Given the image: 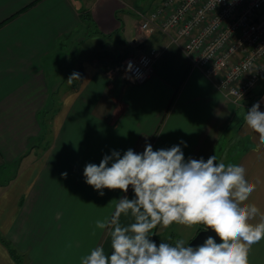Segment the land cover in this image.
Here are the masks:
<instances>
[{"label": "crops", "instance_id": "crops-1", "mask_svg": "<svg viewBox=\"0 0 264 264\" xmlns=\"http://www.w3.org/2000/svg\"><path fill=\"white\" fill-rule=\"evenodd\" d=\"M74 1L0 0V233L22 264H81L97 246L110 254L109 230L96 221L111 216L116 199L134 193L104 189L100 196L83 173L113 150L179 145L186 160L206 161L231 128L219 160L231 152L228 161L245 167L257 185L247 203L264 212V143L244 119L256 102L264 111V74L235 103L192 67L171 33L141 29L137 11L162 0ZM82 9L90 22L80 18ZM89 40L98 50L78 57ZM149 49L157 52L150 77L130 82L123 66ZM74 72L80 79L69 82ZM200 227L158 225L151 239L189 243ZM248 260L264 264V239ZM0 264H15L1 242Z\"/></svg>", "mask_w": 264, "mask_h": 264}, {"label": "clouds", "instance_id": "clouds-1", "mask_svg": "<svg viewBox=\"0 0 264 264\" xmlns=\"http://www.w3.org/2000/svg\"><path fill=\"white\" fill-rule=\"evenodd\" d=\"M132 68L129 61L126 71ZM74 79H80L79 73L68 78L69 82ZM244 119L264 143L260 102L247 110ZM181 144L187 146L184 141ZM83 174L100 196L104 189L126 194L131 187L134 197L116 199L111 216L96 221V228L109 230L110 254L97 246L81 257V264H249L252 246L264 239V212L255 203H247L256 183L246 178L243 165L217 163L216 155L206 161L202 157L186 160L179 145L154 151L146 144L142 153L129 148L121 155L113 150L99 165L87 164ZM61 175L67 178V172ZM121 216L132 222L122 224ZM173 224L204 225L220 242L208 236L203 244L192 247L183 239L159 245L151 239L158 225Z\"/></svg>", "mask_w": 264, "mask_h": 264}, {"label": "built area", "instance_id": "built-area-1", "mask_svg": "<svg viewBox=\"0 0 264 264\" xmlns=\"http://www.w3.org/2000/svg\"><path fill=\"white\" fill-rule=\"evenodd\" d=\"M137 15L141 29L171 33L192 67L235 103L264 74V0H162ZM156 57V50L149 49L131 61L132 71L124 72L129 81L144 83Z\"/></svg>", "mask_w": 264, "mask_h": 264}, {"label": "rangeland", "instance_id": "rangeland-1", "mask_svg": "<svg viewBox=\"0 0 264 264\" xmlns=\"http://www.w3.org/2000/svg\"><path fill=\"white\" fill-rule=\"evenodd\" d=\"M76 6H79L80 5V3H79V1L78 0H75L74 2H73ZM131 17L133 16H135V15H132L131 13H128ZM80 47L78 48L79 50H78V52H79V54H78V57H82V55H84L85 54V56H87L88 58H90L91 57V55H92V53H96V51L98 50V46L96 45V44H94L92 41H87L86 43H82V44H80L79 45ZM106 50H105V52L106 51H109V50H107V48H105ZM109 49V48H108ZM110 49H113L112 47L110 48ZM111 51V50H110ZM109 51V52H110ZM107 53V52H106ZM108 54V53H107ZM84 56V57H85ZM97 56V55H96ZM128 63V62H127ZM127 63H125V64H127ZM123 68H124V72H125V70L127 69V65L125 66H123ZM245 100V99H244ZM241 101H243V100H241ZM225 134H227L226 135V137L224 138V140H223V142L221 141V143L219 144L220 145V147H216L217 149L213 152V155H216V157H217V163H219L220 162V154H221V151H222V149L223 150H225L226 148H227V146H228V144H230V139H232V136L234 135V130H232L231 128L228 130V131H226L225 132ZM232 147V146H231ZM234 148H239L238 147V144L235 146V147H233L232 149H234ZM235 150V149H234ZM230 154H231V152L229 153V155H228V157H227V159L225 160V161H223L225 164H226V162H227V164H232V162L231 161H228L229 159H232V158H229L230 157ZM226 164V165H227ZM170 241H172V239H170ZM177 241V237L174 239V243Z\"/></svg>", "mask_w": 264, "mask_h": 264}, {"label": "trees", "instance_id": "trees-1", "mask_svg": "<svg viewBox=\"0 0 264 264\" xmlns=\"http://www.w3.org/2000/svg\"><path fill=\"white\" fill-rule=\"evenodd\" d=\"M80 18L85 22H90V18H89V15H88V12L86 9H82L80 11ZM88 28H86V35L89 34V31H88ZM201 227L199 228V230L203 229V226L204 225H200ZM170 239H172V241H170ZM169 239V242L171 244H174V239H175V236H172L171 238ZM0 242L6 247L8 253L10 254V256L12 257L13 261L15 264H22V256L13 248V246L11 245V243L5 239L1 233H0ZM167 242V243H169Z\"/></svg>", "mask_w": 264, "mask_h": 264}, {"label": "water", "instance_id": "water-1", "mask_svg": "<svg viewBox=\"0 0 264 264\" xmlns=\"http://www.w3.org/2000/svg\"><path fill=\"white\" fill-rule=\"evenodd\" d=\"M208 236H212L218 243L220 242L219 238L216 237V234L211 229L206 230L205 226H203V229L198 230L195 236L190 240L189 246L196 247L203 244Z\"/></svg>", "mask_w": 264, "mask_h": 264}]
</instances>
